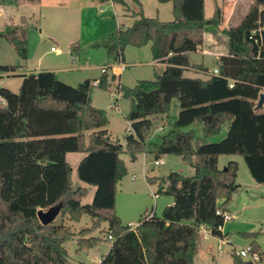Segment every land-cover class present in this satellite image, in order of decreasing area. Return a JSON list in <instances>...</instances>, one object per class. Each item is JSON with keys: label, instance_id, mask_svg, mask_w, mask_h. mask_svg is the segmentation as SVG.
I'll return each mask as SVG.
<instances>
[{"label": "trees", "instance_id": "16d2710c", "mask_svg": "<svg viewBox=\"0 0 264 264\" xmlns=\"http://www.w3.org/2000/svg\"><path fill=\"white\" fill-rule=\"evenodd\" d=\"M158 2L172 4L173 21L140 12L130 27L111 33L98 45L118 62L127 47L151 44L153 60L164 65L154 81L142 80L133 88L117 86L131 103L126 119L132 133L125 147L109 134L107 112L92 106L90 80L73 87L56 73L42 72L23 76L17 94L0 85V264H68L64 245L76 235L65 222L43 226L37 216L61 204L62 221L77 223L85 215L94 220L92 228L80 232L79 250L97 247L102 240L87 236L109 223L112 246L100 264H196L201 228L224 238V214L239 189L238 163L231 161L220 169V157L241 156L253 180L264 185V107L257 109L264 93V0H256L243 21L225 31L228 54L218 59L219 75L205 78L185 75L189 69L208 73L203 65H192L189 55L203 48L207 27L222 26L223 8L215 2L214 14L207 18L205 0ZM14 27L8 23L4 36L25 60V36L17 37ZM77 50L71 46L73 53ZM18 69L1 66L0 80ZM108 79L100 78L101 89L110 87ZM174 101L180 113L155 142L158 118L169 115ZM225 126L226 137L210 143ZM147 153L157 159L178 156L195 174L147 178L151 184L161 181V191L165 185L163 193L174 202L161 218L143 216L137 230H131L115 210L118 184L128 174L121 156L135 162ZM69 154L85 155L76 173L87 187L75 188ZM90 188L96 189L95 195L85 205ZM257 235L244 234L253 240L252 254L262 263ZM232 257L234 264H251L236 253Z\"/></svg>", "mask_w": 264, "mask_h": 264}, {"label": "rangeland", "instance_id": "374dc122", "mask_svg": "<svg viewBox=\"0 0 264 264\" xmlns=\"http://www.w3.org/2000/svg\"><path fill=\"white\" fill-rule=\"evenodd\" d=\"M1 1L0 35L3 36L0 37V67L18 66L21 69L20 73L30 74L39 69L47 72L46 70L51 69L59 71L58 69L71 68L69 72L60 73L58 77L63 82L67 81L64 83L76 87L83 81L82 79L99 78L102 75V67H113L115 65L114 61L108 57L107 51L98 46L109 33L118 27L119 23H123L121 7L116 6V9L113 8L114 3L112 0L106 2H101V0H12L11 3L5 5H2ZM142 3L144 16L158 18L157 10L160 5L157 0H142ZM255 3L256 0L238 2L235 8L236 14L232 16V20H238L233 27L238 26L243 21L255 6ZM131 6L133 7V5ZM167 6L170 9L164 5L161 9L160 19H158L171 22L174 20V16L171 5ZM206 8L207 18H211L214 11L213 0H207ZM131 13L132 10H130V15H132ZM22 17L26 18L27 25L21 24ZM124 22L128 23L126 19H124ZM8 23L15 26L14 30L17 37L22 39L21 36H25L27 43V59L25 60L19 56L14 46L4 36ZM16 27L19 28L18 31ZM212 30H216V33H210ZM209 35L219 37L220 40L216 42L218 46L213 47L214 44L211 42L212 38ZM71 45L78 46V50H80V55L73 54L77 57L74 63H72L70 57ZM53 47L58 48L61 52L59 54L52 53L51 48ZM202 49V53L189 55L190 63L192 65H203L212 74L217 68L218 58L216 56L228 54V37L222 31V28L209 26L205 29ZM140 52L138 56L137 49H128L129 61L132 65L124 70L118 78L124 86L133 88L139 81H154L159 73V67L152 60L151 51L144 49ZM204 53L205 55H203ZM152 63L154 65H151ZM185 75L191 76L189 72ZM108 80L110 81V79ZM22 82V75L13 76L5 78L1 82V87L17 94L20 91ZM110 85L111 87L107 90L92 85L91 99L96 108L107 112L110 121L108 131L112 139L124 143L126 137L131 134L129 131L130 125L126 119L129 113L130 101L121 97L120 109H118L116 107L117 100L112 97V94L117 90L119 83L110 82ZM179 113V105L177 101H174L169 115L158 118V128L152 136L155 142H159V137L167 132L169 125L175 121ZM227 133L228 126H225L223 131L210 139L209 142L218 143L226 137ZM199 135H201V132H199ZM121 157L127 164L128 174L118 184L115 210L124 226H137L146 208L149 209V212L155 210L157 218H161L165 207L172 205L174 201L172 196L163 193L165 185L162 187L163 191H161V181L155 184L149 183L150 186L147 185L146 178L143 175L144 164L146 165L145 175L148 179L158 178L162 180L170 173H179L184 177H192L195 174V170L188 163L174 155L162 156L160 160H163L164 164L159 166L155 165L158 159L150 153L141 154L135 162H132L128 155H122ZM82 158V154H72L68 159L73 170L72 179L75 188L87 187L78 179L76 173L77 165ZM231 160L239 164L237 184L242 186H240L241 190L238 194H234L230 205L242 208L245 202V208L247 209L245 211L247 212L243 218L248 222L243 224L241 228L234 221L226 222L225 225L228 226L232 242L224 245H220L221 243L217 239L206 236L204 232L200 233L203 247L198 253L196 264H233L232 255L241 249L247 248L253 241L242 234L253 229L250 228L249 224L252 227L253 224H257L259 227L256 229H263L264 231V227H260L264 224V185L261 187L253 180L241 156L221 157L219 161L220 169H224ZM95 191V188H90V194L83 204L92 203ZM247 191H249L248 194ZM157 194L159 199L155 202L153 195ZM236 221L238 222V219ZM62 222H65V226L69 227L76 235L75 238L64 245L68 252V264H100L112 246V240L107 237L109 223H103L100 228L88 234L87 238L102 240L97 247L79 250V234L81 231L93 227V218L85 215L80 222L76 223L67 219L62 221L61 214H59L54 223L55 225H61ZM249 228L250 230H248ZM257 236L260 238L259 234ZM261 245L264 250V241ZM220 249L223 250V253H220ZM234 249L235 252H233ZM241 259L245 263H251V257L249 256ZM259 264H264V262Z\"/></svg>", "mask_w": 264, "mask_h": 264}, {"label": "crops", "instance_id": "0c3cea01", "mask_svg": "<svg viewBox=\"0 0 264 264\" xmlns=\"http://www.w3.org/2000/svg\"><path fill=\"white\" fill-rule=\"evenodd\" d=\"M113 1V3H114V5H113V8H115L116 9V6H120L121 8H120V11H121V15H122V18H123V23H119L118 24V27H116V29L114 30V31H112L111 33H114V32H116V31H118V30H120V29H126V28H128V27H130L132 24H133V22H134V16L135 15H137L138 13H140V12H142L143 14H144V10L142 9V7H143V3H142V0H112ZM158 1V0H157ZM239 1H245V0H213V3L215 4V2H217L218 4H219V6L220 7H222L223 8V10H224V22H223V24H222V26L220 27V28H222V31L225 33V31L226 30H229L230 28H232L235 24H237L236 22H237V20L238 19H235V20H232V16H233V14L235 15L236 14V6H237V4H238V2ZM228 3V4H225V3ZM159 3V2H158ZM133 5V7L131 6V5ZM159 9L157 10V14H158V18L160 19V16H161V9H162V7H164V5H165V7H168L169 8V6H167V5H171V8H172V13H173V6H172V4L171 3H166V4H161V3H159ZM115 6V7H114ZM207 0H205V13H206V17H207ZM170 9V8H169ZM130 10H132V15H130ZM128 11V12H127ZM246 13V12H245ZM213 14H214V11H213ZM213 14H212V16H213ZM124 19H126L127 21H128V23H125L124 22ZM27 21V20H26ZM160 21H162V20H160ZM234 21V22H233ZM164 22V21H163ZM27 24H28V22H27ZM215 31V32H214ZM111 33H109L108 35H107V37L111 34ZM210 33H212V34H214V33H216V30H212V32H210ZM210 36V35H209ZM210 38H212L211 39V42L214 44V46L213 47H215V46H218L217 45V41H219L220 39H219V37H217L216 35H214V37H212V36H210ZM72 46V45H71ZM54 48V47H53ZM129 48H134V49H137V51H138V56L140 55V51H143L144 49H148L149 51H151V54H152V45L151 44H149V45H147V46H145V47H142V48H135V47H127L126 48V50H125V53H124V58H121L118 62H115L114 61V64H117V63H122V64H124L125 65V70L127 69V68H129L131 65H132V63L129 61V55H128V49ZM52 49V48H51ZM57 50H59L58 48H56ZM60 51V50H59ZM52 52V51H51ZM61 52V51H60ZM203 52V49H200L197 53H195V54H199V53H202ZM52 53H55V52H52ZM71 53V59H72V63H74L75 62V60H77V57H75L73 54H76V55H80V50H77V53H73L72 51L70 52ZM207 54H209L208 52H206ZM55 54H59V53H55ZM191 54H193V53H191ZM206 54V55H207ZM216 55L218 54V53H215ZM203 55H205V53L203 54ZM221 57V55H217L216 56V58H220ZM189 59H190V57H189ZM152 60H153V55H152ZM153 62H154V64L155 65H157L159 68H163L164 67V65H162V64H160L159 62H157V61H154L153 60ZM110 64V63H109ZM153 63L151 64V65H154ZM113 65V64H112ZM196 65V64H195ZM7 66H9V65H7ZM107 66V65H106ZM105 67V66H104ZM103 68V67H102ZM101 68V69H102ZM59 71H56V70H46L47 72H53V73H56L58 76H59V74L60 73H63V74H65L66 72H69V70H71V68L70 69H58ZM216 70V69H215ZM20 71H21V69H18L17 70V72L16 73H12V74H5V75H2V78H1V80H0V85H1V82L5 79V78H9V77H13V76H28V75H32V74H38V73H42V72H44L43 70H41V69H39L38 71H36V72H34V73H32V74H30V73H20ZM187 72H189L190 74H191V76L190 77H201V78H205V77H207V75H209L210 73H209V71H208V73H205V72H199V71H195V70H192V69H189ZM186 72V73H187ZM103 76V74L99 77V78H94V79H82L83 81H81V83H83V82H85L86 80H90V81H92V85H93V87H97V88H99V85L98 86H96V85H94L95 84V82L96 81H100V78ZM104 76H108V75H104ZM109 77V79H110V81L109 82H113V83H119V84H122V82H121V80H119L118 78L116 79V78H114V77H111V76H108ZM83 78H85V77H83ZM119 81V82H118ZM64 82H67V81H64ZM80 82V81H79ZM81 83H79V84H81ZM78 84V85H79ZM122 85H124V84H122ZM72 86H74V85H72ZM110 87H111V85H110ZM109 87V88H110ZM108 88V89H109ZM109 91H111V90H109ZM113 96V98H115L116 100H117V105H116V107L118 108V109H120V98L122 97L123 98V96H122V94L121 93H119V92H117V90H115L114 91V94H112ZM123 99H125V98H123ZM127 100V99H126ZM92 106L93 107H95L94 105H93V100H92ZM130 107H131V103H130ZM96 108V107H95ZM129 111H130V108H129ZM129 125H130V128H129V131L132 133V131H131V124L129 123ZM120 141V140H119ZM120 144L122 145V146H126V142H124V143H122L121 141H120ZM70 155H72V154H69V155H67V161H68V159H69V157H70ZM83 155V154H82ZM85 157V155H83V158ZM223 157V156H222ZM82 158V159H83ZM221 158V157H220ZM81 159V160H82ZM121 159L123 160V158L121 157ZM124 161V160H123ZM220 161V160H219ZM232 161V160H231ZM231 161H229V162H231ZM81 161H79V163H80ZM125 162V161H124ZM228 162V163H229ZM69 163V162H68ZM79 163H78V165H79ZM227 163V164H228ZM70 164V163H69ZM77 164V163H76ZM125 164H126V162H125ZM78 165H77V167H78ZM239 165V164H238ZM126 167H127V164H126ZM77 169V168H76ZM127 170H128V168H127ZM146 171H145V173H143V175L145 176V178H146V181H147V177H146ZM238 180V179H237ZM147 185H149L150 186V184L148 183V181H147ZM240 186H242V185H240ZM240 186H239V188H240ZM263 185H261V187H262ZM241 190V188L240 189H238V191L235 193V194H238V192ZM249 193V191H247V194ZM159 199V198H158ZM174 202V201H173ZM173 204V203H172ZM167 206H169V205H167ZM145 210V209H144ZM245 210H247L246 208H245V202H244V204H243V207L242 208H237V207H232V205H230L229 206V210L226 212V213H228V214H230V216H231V220L230 221H234L240 228L242 227V225L243 224H245V223H247L248 221H246L245 220V218H243L244 217V214H246V212L247 211H245ZM147 212H149V209L148 208H146V210H145V212H144V214L143 215H141V218L143 217V216H145L146 215V213ZM238 219V222L236 221ZM140 220V219H139ZM132 223V222H131ZM139 224V223H138ZM249 226H250V228H253L251 231H245V232H243L242 234L244 235V234H259L260 235V238L258 237L257 238V240H256V242L258 243V245L260 246V248H261V250H262V253L264 254V250H263V248H262V243H263V241H264V231H263V229H260V230H257L256 228H258L259 226L257 225V224H253V227L249 224ZM260 227H264V224H262V225H260ZM250 228L248 229V230H250ZM205 233L206 234V236H211L212 238H215V239H217L221 244L220 245H224L226 242H232L231 241V237H230V232H229V229H228V226L227 225H224V227L221 229V232H222V234L224 235V238L223 239H221V238H218V237H216V236H213L212 234H211V232L209 231V229L208 228H202L201 229V231H200V233ZM260 242H261V244H260ZM232 244V243H231ZM203 247V243H202V238H201V244H200V249ZM200 251V250H199ZM233 252H235V249H234V251ZM234 264V263H233ZM251 264H252V262H251Z\"/></svg>", "mask_w": 264, "mask_h": 264}, {"label": "built area", "instance_id": "2783aa9c", "mask_svg": "<svg viewBox=\"0 0 264 264\" xmlns=\"http://www.w3.org/2000/svg\"><path fill=\"white\" fill-rule=\"evenodd\" d=\"M0 13H1V8H0ZM51 51L55 52V53H60V51L57 50L56 48H52ZM125 68L126 67H125L124 64L117 63L113 67L112 66L111 67H104V68H102L101 71H102L103 75H108V76H111V77H114V78L115 77L119 78L121 76L122 72L125 70ZM214 75H219L218 70L214 71ZM94 85L98 86L99 85V81H96ZM162 164H164V161L160 160V159H158V161L155 162L156 166H159V165H162ZM145 166L146 165L144 164L143 173H145ZM153 198H154V200L156 202V200L159 198V195L158 194L157 195H153ZM155 214H156L155 210H152L151 212H147L145 216L150 219V218H153L155 216ZM218 214H222L221 210L218 211ZM231 219L232 218H231L230 214H228V213L224 214V222L225 223L230 221ZM138 225L135 226V227H133V226H129V227L131 228V230H137ZM109 239L112 240V237H109ZM226 243H228V242H226ZM220 253H223L222 249H220ZM236 254H237V256H239L241 258H246L248 256L251 257L252 264H259V262H260L259 256L257 254H252L251 246H248L247 248L241 249Z\"/></svg>", "mask_w": 264, "mask_h": 264}, {"label": "water", "instance_id": "95a60500", "mask_svg": "<svg viewBox=\"0 0 264 264\" xmlns=\"http://www.w3.org/2000/svg\"><path fill=\"white\" fill-rule=\"evenodd\" d=\"M21 24L27 25L26 18L22 17ZM263 107H264V93L260 96L257 109L259 110V109H262ZM61 209H62V204L57 207L51 208L48 211H44V210L38 211L37 216H38L40 223L43 226L52 224L53 222H55V220L59 216Z\"/></svg>", "mask_w": 264, "mask_h": 264}]
</instances>
